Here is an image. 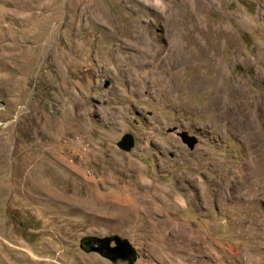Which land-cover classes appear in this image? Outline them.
<instances>
[{"label":"rangeland","instance_id":"rangeland-1","mask_svg":"<svg viewBox=\"0 0 264 264\" xmlns=\"http://www.w3.org/2000/svg\"><path fill=\"white\" fill-rule=\"evenodd\" d=\"M136 1L0 0V264H264V128L248 152L255 106L223 109L264 91V0ZM174 8L200 48L140 91L127 32L162 44ZM114 235L135 261L80 247Z\"/></svg>","mask_w":264,"mask_h":264},{"label":"bare ground","instance_id":"bare-ground-1","mask_svg":"<svg viewBox=\"0 0 264 264\" xmlns=\"http://www.w3.org/2000/svg\"><path fill=\"white\" fill-rule=\"evenodd\" d=\"M130 1L137 2L136 0ZM197 1L201 6H203V0ZM138 3L141 4L142 8H145L149 12L154 14L156 16L157 23L160 24L163 17L160 15V12L157 9L158 6H156L152 2L148 4H144L142 2ZM187 18L188 17L186 13L179 15L176 9H173V31L171 32L170 29L169 34L162 35L160 33L161 35L159 36V41L162 44H160L157 39L153 41L154 39H152L151 36L146 33L148 29L145 30L144 28H142L139 29L136 33L127 32L128 36H131L136 39V42L140 46V48L137 49H134V47L132 46L131 48H129L130 51L128 52L129 57H131L133 61L135 60L133 63L134 71L130 73L129 81L131 82V84L139 86L140 91L141 88L142 90H147L152 86V84H156L158 85V89L154 91L159 95L168 96L169 94L173 95L174 93H176V83L178 81L176 76L179 72L178 66L186 65L187 59L185 58V55L188 53H193V50H195L196 47L200 48L199 42H194L198 40V36L193 28L192 33L189 35V38L191 39L185 41L189 39L186 38L185 35H183L184 30H186L184 20ZM181 19L183 20L181 21ZM138 53L140 54L139 57L137 56ZM147 68H149V70L145 71V69ZM262 80L264 82V78ZM235 92L236 90L234 87V89L230 91L228 95L229 100H232L229 102L230 106L225 104V108H222L226 110H231V108L235 107L238 109L239 115H241L243 113L244 105L246 106V108H248L247 106L251 105L255 106L256 113L254 114L253 118H248L247 115L241 117V123L243 124V128L246 132L245 137L243 138V147L248 152H254L255 154L256 150L258 149V143L256 141L255 131L250 130L249 122H253L256 128H264V91L262 93L255 94L250 98L248 96L244 98L245 95L243 91L237 93ZM251 155L253 156V154ZM145 202L148 204V201ZM152 213L153 211H148L147 214L149 216ZM145 229L143 230L146 231Z\"/></svg>","mask_w":264,"mask_h":264},{"label":"water","instance_id":"water-1","mask_svg":"<svg viewBox=\"0 0 264 264\" xmlns=\"http://www.w3.org/2000/svg\"><path fill=\"white\" fill-rule=\"evenodd\" d=\"M108 86V82L105 83ZM180 139L189 149H193L198 142L197 138L193 135H189L186 131L177 133ZM117 146L124 150L129 151L134 146V138L130 133H124L117 142ZM97 240L101 245H91L92 242ZM83 240L80 243V247L84 250L95 251L102 256L108 258L111 261L117 259L125 260L131 263L136 260L135 249L131 246L127 239L118 237L116 235L97 238V239ZM113 243V245L111 244Z\"/></svg>","mask_w":264,"mask_h":264},{"label":"flooded vegetation","instance_id":"flooded-vegetation-1","mask_svg":"<svg viewBox=\"0 0 264 264\" xmlns=\"http://www.w3.org/2000/svg\"><path fill=\"white\" fill-rule=\"evenodd\" d=\"M90 239H93L92 237ZM97 238H94V240ZM85 240H88L87 238ZM91 245H101L99 242H97V240H95L94 242L91 243ZM113 245V243H112Z\"/></svg>","mask_w":264,"mask_h":264}]
</instances>
